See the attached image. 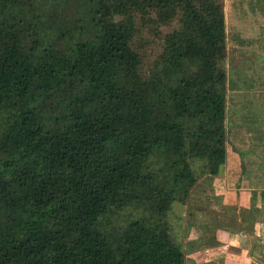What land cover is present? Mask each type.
Listing matches in <instances>:
<instances>
[{"label": "trees", "instance_id": "trees-1", "mask_svg": "<svg viewBox=\"0 0 264 264\" xmlns=\"http://www.w3.org/2000/svg\"><path fill=\"white\" fill-rule=\"evenodd\" d=\"M69 1L0 0V264H184L163 216L226 162L223 1ZM157 8L179 28L143 72Z\"/></svg>", "mask_w": 264, "mask_h": 264}, {"label": "crops", "instance_id": "crops-1", "mask_svg": "<svg viewBox=\"0 0 264 264\" xmlns=\"http://www.w3.org/2000/svg\"><path fill=\"white\" fill-rule=\"evenodd\" d=\"M244 1L248 6L245 5L241 25L237 29L240 31L237 32L238 42L252 53L254 59L259 52V57L264 61V0ZM224 17L227 27L225 5ZM259 78L255 79L261 85L264 83V74L263 81H259ZM233 81L231 83L235 85ZM254 84L255 80H250L249 86ZM225 85L227 87V81ZM259 98L257 93L249 95L250 101H260ZM226 100L227 95V110ZM235 148L232 154L227 153L223 164L228 168L236 164L239 166V174L230 184L223 188L224 175L220 174L203 178L196 185L202 187L205 182H210L211 196L209 190L200 187L201 190L189 194L183 208L178 210L184 264H264V199L261 194L264 188L256 185V175L264 180V173L259 169L264 165V160L259 152L256 153L264 148V142H252L247 151ZM250 160L256 164L249 165ZM254 165H257L260 174L253 171Z\"/></svg>", "mask_w": 264, "mask_h": 264}, {"label": "rangeland", "instance_id": "rangeland-1", "mask_svg": "<svg viewBox=\"0 0 264 264\" xmlns=\"http://www.w3.org/2000/svg\"><path fill=\"white\" fill-rule=\"evenodd\" d=\"M71 1V0H70ZM69 1V2H70ZM223 11L225 5V14L227 20V27L225 35L227 36L226 42V55L223 61V67L226 74L227 87V110L225 115V129H226V147L227 153L232 154V150H236L235 147L246 149L250 144L257 143V141L264 142V83L258 85V80H262V74H264V61L259 57L260 53L257 52V56H254L250 51L245 50L238 42L239 37L237 31L239 25H241L242 14L245 9L244 0H222ZM178 11L174 16H169L168 21L161 22L163 19L159 15V8L157 9H145L140 10L134 17V37L132 46L135 48L142 58V71L147 72L154 60H156L158 54L162 49V42L164 36L173 30L179 28L178 17H180ZM68 15V16H67ZM67 17L72 15V12L67 11ZM64 18V17H63ZM60 15L59 19H63ZM258 50V47H255ZM260 58V59H259ZM262 60V61H261ZM262 64V65H260ZM226 72V73H227ZM235 80V81H233ZM250 80H255V86H249ZM234 82L235 85H233ZM258 85V86H257ZM233 86V87H232ZM258 94L260 101L249 100V95ZM256 97V96H255ZM231 100H235L232 102ZM239 108V109H238ZM247 146V147H246ZM264 160V148L256 151ZM256 164L254 160L248 162L249 165ZM191 166L199 180H202L205 175L202 174V162L198 160L191 161ZM259 169L264 173V165H261ZM253 171L260 174V170H257V165L252 166ZM246 169V167H245ZM224 175L223 188L226 184H230L231 180L239 174V166L236 164L232 167L221 165L219 173L217 175ZM227 177V179H225ZM257 187L264 188V180H260V175H256ZM227 180V181H226ZM220 183V184H223ZM210 182H205L204 186L196 185V188H192L191 192L199 191L201 188L209 190L211 196V190L209 189ZM201 187V188H200ZM218 189V187H216ZM195 190V191H194ZM181 201L176 199L173 202L172 208L163 216V219L169 225V233L171 239L181 246V223L178 219V210L183 208ZM181 214V213H180ZM149 212L142 207L130 206L121 211L117 220L119 224H124L128 220L137 217H147ZM179 241V242H178Z\"/></svg>", "mask_w": 264, "mask_h": 264}]
</instances>
